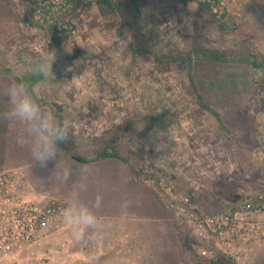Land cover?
I'll return each mask as SVG.
<instances>
[{"label": "rangeland", "instance_id": "374dc122", "mask_svg": "<svg viewBox=\"0 0 264 264\" xmlns=\"http://www.w3.org/2000/svg\"><path fill=\"white\" fill-rule=\"evenodd\" d=\"M113 2L120 17L107 6L93 8L103 16L95 22L106 29L99 42L105 49H95L98 41L94 51L89 44L87 50L68 53L55 47L57 63L46 70L51 80L34 89L35 104L50 110L54 128L62 131L69 122L67 138L55 142L57 150L134 160L140 179L153 181V188L162 184L183 210L166 207L172 230L151 222L140 227L104 223L62 236L63 215L39 241L17 258H0V264H212L222 256L230 264H264V146H236L227 131L218 136L223 124L200 105L189 65L155 59L188 57L201 76L240 75L235 64L244 57L238 53L240 43H232L241 37L238 29L243 33L241 27L251 25L249 16L259 9L264 13V0H228L216 12L206 3L182 0ZM123 22L133 48L146 54L130 55L128 42L111 35V27ZM198 85L197 90L213 89L215 83ZM222 85L224 91L235 87ZM255 100L208 98L207 105L217 110L221 103L230 129L253 134L251 114L237 112L257 109ZM17 123L18 136L35 142L30 124L20 118ZM190 126L196 131H186ZM189 136L204 145L194 152Z\"/></svg>", "mask_w": 264, "mask_h": 264}, {"label": "crops", "instance_id": "0c3cea01", "mask_svg": "<svg viewBox=\"0 0 264 264\" xmlns=\"http://www.w3.org/2000/svg\"><path fill=\"white\" fill-rule=\"evenodd\" d=\"M102 1L74 0L73 15L77 20L76 26L72 31L59 34L36 25L30 19L27 13L28 6L22 0H0V173L7 171L24 174L31 193L49 197V199L57 198L64 202L66 209L71 208L74 214L80 207L88 208L97 217L96 225L105 223L107 227L112 225L114 227L130 225L140 227V225L151 222L167 226L172 230L174 223L170 213L154 188L140 179L134 160L117 154L103 153L98 156L93 153L88 158L80 155L89 160L80 162L75 160L73 155L70 156L57 150L53 158L41 162L34 155V149L38 147L36 143L38 133L34 129L38 126L39 121L28 122L37 137L35 142H29L18 136V117L5 119V115L10 114L12 108L8 95L11 88L23 84L27 95L33 102L38 100L34 89L39 84L51 80L47 77L46 70H50V67L57 63L52 53L55 47L60 51L64 50V52L67 50L66 53H68L70 50L75 52L87 50L89 49L86 47L88 44L94 51L96 41H98L97 46L100 45L99 42L103 40L104 36L101 30L106 29L102 24L100 26L96 24L95 21L103 16L100 10L93 11V8L106 6L100 4ZM260 11L261 9L258 14L249 16L252 20L251 25L241 27L242 30L244 29L243 33L238 29L237 32L241 37L234 44L232 43L233 46L240 43L238 53L244 57L243 60H238L235 64L241 70L240 75L236 74L234 78L215 76L214 74L208 77L201 76L194 69L195 63L193 67L194 83L197 88H201L198 85L199 82L203 85L207 81L215 83L213 89L207 88L205 85L203 89H198L206 106L203 108L209 112L213 111L215 119L218 121L220 118L222 121L223 135L219 132L221 131L220 127L215 132H219L218 136H225L224 133L227 131L238 142L236 146H264V13H260ZM119 14L121 13L119 12ZM78 25H80L79 28ZM125 25L123 22L121 34L123 35L122 40L128 42L127 47L130 55L146 54V51L133 48L130 43L131 39L127 38L124 33ZM91 28L92 32L88 41L86 37L88 38L90 35ZM119 33V27L117 29L114 26L111 27V35H117L120 38ZM94 35L96 37H93ZM104 47L105 45H102L95 49L104 50ZM155 59L158 60L157 56ZM57 60L60 59L57 58ZM12 75H15V81L9 86L12 82L10 77ZM4 82L7 84L3 86ZM225 82H233L235 87L224 91L222 83ZM208 98L218 99L220 102L225 98L243 100L256 98L254 103H257V109L252 108L255 113H250L251 107L242 108V112H237L238 116L251 114L250 120L254 124L251 128L253 134L247 133L242 127L230 129L225 121L223 105L221 106L220 103L219 106L215 103V107H218L215 110L207 105ZM245 104H247L246 101ZM40 110L42 115L51 113L45 107H41ZM244 121L246 122V120ZM218 123L221 122L218 121ZM197 126L196 124L195 127ZM187 130L189 132L196 131V129H191V126ZM189 140H192L189 145L194 147L192 149L194 152H196V148L204 145L194 137L189 136ZM98 197L100 198L99 206H97ZM64 223L65 229L62 230V236L68 234L70 230L80 231L83 229L85 232L84 228L88 229L75 221L69 223L65 218V213ZM106 234H109V231ZM13 256L17 258L18 254ZM0 258L2 257L0 256Z\"/></svg>", "mask_w": 264, "mask_h": 264}, {"label": "built area", "instance_id": "2783aa9c", "mask_svg": "<svg viewBox=\"0 0 264 264\" xmlns=\"http://www.w3.org/2000/svg\"><path fill=\"white\" fill-rule=\"evenodd\" d=\"M30 19L39 27L55 33H67L76 26L73 15L74 0H22ZM206 3L216 12L222 10L228 0H182ZM221 15V14H220ZM146 176V175H145ZM145 184L153 185L147 177ZM160 199L171 211L179 213L182 204L170 200L169 190L159 184L154 187ZM263 199L260 197V200ZM187 205V204H186ZM66 210L63 201L39 198L30 192L26 178L16 172L0 173V256L15 258L24 248L36 243L56 226Z\"/></svg>", "mask_w": 264, "mask_h": 264}, {"label": "clouds", "instance_id": "9594fccd", "mask_svg": "<svg viewBox=\"0 0 264 264\" xmlns=\"http://www.w3.org/2000/svg\"><path fill=\"white\" fill-rule=\"evenodd\" d=\"M8 95L12 108L10 114L5 115V119L19 117L22 121L30 123L39 121L38 126L34 129L38 133L36 142L38 147L34 149V155L41 162L53 158L57 151L55 142L57 140L63 141L68 136L69 122H64L62 131L59 128H54L53 115L51 113L41 114L39 106L27 95L23 84L11 88ZM99 203L100 198L98 197L97 206ZM65 218L69 223L75 221L83 227H92L97 224V217L86 207H80L75 214L71 208L66 209Z\"/></svg>", "mask_w": 264, "mask_h": 264}, {"label": "trees", "instance_id": "16d2710c", "mask_svg": "<svg viewBox=\"0 0 264 264\" xmlns=\"http://www.w3.org/2000/svg\"><path fill=\"white\" fill-rule=\"evenodd\" d=\"M100 4H104V5L108 6L109 9L112 10L117 16H120L119 11H118L117 7L114 5L112 0H103ZM122 27H123V25H122V23H120V26H119V32L120 33L118 34L120 36V38L123 37V35L121 34ZM162 58H170L173 61H181L183 63L188 64L189 69H190V77L192 78V76H193V65H192V60L190 58H188V57H174V56H166V57L158 56L157 57V59L159 61H161ZM194 89L197 92L198 99L200 100V105H202L203 107H206L205 104L203 103L202 95L198 92L197 87L194 86ZM210 112L214 113L213 111H210ZM218 121L222 123L220 118H218ZM72 157L75 160L80 161V162H88L89 161L88 159H84L81 156H77V155H73ZM212 264H230V262L228 261V259L225 256H222L218 260L213 261Z\"/></svg>", "mask_w": 264, "mask_h": 264}]
</instances>
